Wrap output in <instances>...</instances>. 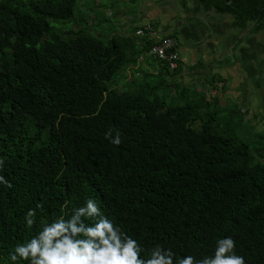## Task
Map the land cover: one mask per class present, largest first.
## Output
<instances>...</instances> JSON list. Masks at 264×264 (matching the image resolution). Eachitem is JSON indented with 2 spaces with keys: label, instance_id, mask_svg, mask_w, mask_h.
<instances>
[{
  "label": "trees",
  "instance_id": "16d2710c",
  "mask_svg": "<svg viewBox=\"0 0 264 264\" xmlns=\"http://www.w3.org/2000/svg\"><path fill=\"white\" fill-rule=\"evenodd\" d=\"M79 1L0 0V176L12 185L0 183V264H29L10 253L88 199L143 260L161 247L195 264L232 237L245 264H264V129L210 93L225 77L171 78L149 41L118 32V3L142 0ZM198 1L245 36L264 30V0Z\"/></svg>",
  "mask_w": 264,
  "mask_h": 264
},
{
  "label": "rangeland",
  "instance_id": "374dc122",
  "mask_svg": "<svg viewBox=\"0 0 264 264\" xmlns=\"http://www.w3.org/2000/svg\"><path fill=\"white\" fill-rule=\"evenodd\" d=\"M100 1L80 0L78 7L84 10L87 5L94 6ZM136 3L139 5L118 3L122 13L114 25H129L130 31L124 35L132 33L145 20L153 22L159 31L180 35V53L184 54L181 71L183 81H191L199 86L200 81L210 82L216 74L225 77V89L216 91L210 86V93L217 92L222 103L237 102L246 113L245 118L251 124H256L259 130L264 129V31L246 36L238 43L246 30L237 28L231 16L218 14L208 4L198 0H142ZM133 5H137L138 10L130 14ZM104 11L110 15L109 10ZM91 17L87 18L88 23L92 22ZM118 32H122L121 28ZM224 57H229V60L219 63ZM123 73L128 81L132 80L128 75L131 73L129 67ZM170 77H179V74ZM248 129H251L250 125Z\"/></svg>",
  "mask_w": 264,
  "mask_h": 264
},
{
  "label": "clouds",
  "instance_id": "9594fccd",
  "mask_svg": "<svg viewBox=\"0 0 264 264\" xmlns=\"http://www.w3.org/2000/svg\"><path fill=\"white\" fill-rule=\"evenodd\" d=\"M123 25L129 32V25L125 23ZM120 28L123 33V27ZM133 31L137 42L149 41L147 53L152 57L160 58L166 71L182 74L184 54L180 53V49L182 50L180 35L157 30L150 20L143 21ZM166 38L173 39L175 45L166 49L164 56L153 52L152 48ZM173 53L176 54V66L170 67L168 58ZM138 58L140 63H144L142 55ZM143 67L147 71L150 70L144 65ZM106 136L111 137V132L106 133ZM111 142L119 145L120 136H115ZM3 163L4 161L0 160V166ZM0 183L7 187L12 186L3 176H0ZM34 216V210H29L25 218L28 227L35 223ZM85 219L94 221L92 226L86 225ZM234 249L235 241L232 237L222 238L217 241L212 257L196 261L195 264H245L244 258L236 255ZM141 250L137 240L114 226L111 220L101 214V209L96 202L88 199L85 206L73 210L70 218L61 217L50 224H45L42 231L28 242L18 244L15 251L10 253V259L13 262L22 259L29 264H173L174 253L171 249L156 247L152 250V258L148 260L141 258ZM179 264H194V257L186 256L179 261Z\"/></svg>",
  "mask_w": 264,
  "mask_h": 264
},
{
  "label": "built area",
  "instance_id": "2783aa9c",
  "mask_svg": "<svg viewBox=\"0 0 264 264\" xmlns=\"http://www.w3.org/2000/svg\"><path fill=\"white\" fill-rule=\"evenodd\" d=\"M174 45H175V41L173 39L166 38L159 45L154 46L152 48V51L164 56L165 50L173 47ZM175 58H176V54L175 53L169 55L168 59L170 60V67H175L176 66Z\"/></svg>",
  "mask_w": 264,
  "mask_h": 264
},
{
  "label": "crops",
  "instance_id": "0c3cea01",
  "mask_svg": "<svg viewBox=\"0 0 264 264\" xmlns=\"http://www.w3.org/2000/svg\"><path fill=\"white\" fill-rule=\"evenodd\" d=\"M260 31H264V30H260ZM258 32H259V31H258ZM258 32H256V33H258ZM253 34H254V33H253ZM253 34L248 35V36L251 37ZM245 35H246V34H245ZM244 37H246V36H243V38H240V39L238 40V43H240V41L243 40ZM228 60H229V57H224L219 63H222V64H223L224 62H226V61H228ZM220 77H222V76H220ZM219 82H221V81H219ZM222 82H223V81H222ZM226 83H227V82L225 81V87H226V85H227ZM221 84L223 85L224 82L221 83ZM222 85H221V86H222ZM224 89H225V88H224ZM224 89H223V90H224ZM221 90H222V89H221ZM263 92H264V91H263ZM262 96H263V95H262Z\"/></svg>",
  "mask_w": 264,
  "mask_h": 264
},
{
  "label": "bare ground",
  "instance_id": "6f19581e",
  "mask_svg": "<svg viewBox=\"0 0 264 264\" xmlns=\"http://www.w3.org/2000/svg\"><path fill=\"white\" fill-rule=\"evenodd\" d=\"M149 56V55H148ZM145 57V56H144ZM150 57V56H149ZM157 59V58H156ZM144 61V60H143ZM141 65V64H140ZM217 86V85H216Z\"/></svg>",
  "mask_w": 264,
  "mask_h": 264
}]
</instances>
